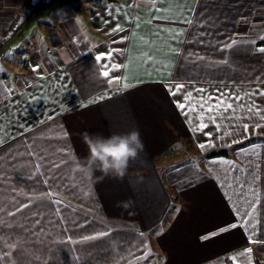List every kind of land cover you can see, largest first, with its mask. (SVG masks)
Returning a JSON list of instances; mask_svg holds the SVG:
<instances>
[{
  "label": "crops",
  "instance_id": "crops-1",
  "mask_svg": "<svg viewBox=\"0 0 264 264\" xmlns=\"http://www.w3.org/2000/svg\"><path fill=\"white\" fill-rule=\"evenodd\" d=\"M28 1L0 0V32ZM56 7L26 37L36 11L27 15L0 50V264H227L226 255L264 264V141L201 158L264 134V0ZM198 88L241 97L232 119L231 110L217 118L219 131L194 132L195 114L177 107ZM37 100L52 101L40 122L29 116ZM133 129L144 151L124 177L75 170L88 155L85 133ZM46 180L56 192L48 198ZM219 208H229L224 219Z\"/></svg>",
  "mask_w": 264,
  "mask_h": 264
},
{
  "label": "clouds",
  "instance_id": "clouds-1",
  "mask_svg": "<svg viewBox=\"0 0 264 264\" xmlns=\"http://www.w3.org/2000/svg\"><path fill=\"white\" fill-rule=\"evenodd\" d=\"M83 139L88 148V155L76 163L75 170L89 176L95 170L102 174V178H122L131 162L144 151V144L137 129L126 133H113L107 137L85 133Z\"/></svg>",
  "mask_w": 264,
  "mask_h": 264
},
{
  "label": "snow or ice",
  "instance_id": "snow-or-ice-1",
  "mask_svg": "<svg viewBox=\"0 0 264 264\" xmlns=\"http://www.w3.org/2000/svg\"><path fill=\"white\" fill-rule=\"evenodd\" d=\"M191 21H189L190 23ZM118 30V29H117ZM237 42L233 40L231 44L226 45V47H232L233 44H236ZM260 52H264V48L258 49ZM109 58H111V54H109ZM95 59L97 61H100L104 59L102 56H96ZM104 67L108 68V65H104ZM111 68H119V65L113 64L110 66ZM35 71V69H34ZM103 76L108 77L110 75L108 70H105L102 73ZM127 78H125V83L123 84L124 88H127L129 85L126 82ZM184 88L183 84H179L176 86L175 91H170V94L175 96L177 93H179ZM195 92L198 93V96H194L192 91H189L183 95L184 102H177V107L182 111V114L188 115L189 113L195 114V119L198 121V124L192 129L194 132L197 130L203 131L204 129L208 128L209 123H212L216 126L217 131H219L220 125L216 123L217 118L219 117L221 120L225 119L224 116L225 113H227L229 110L232 111V116L227 117V119H232L237 111V108L233 106L232 100L239 101L241 97H232L229 95H226L223 92H219L217 95H211L206 94V90L203 88L195 89ZM261 95H264V93H261ZM237 107L242 108V105H238ZM252 106L249 104L247 107V111L249 113L252 112ZM257 113H259V109H257ZM239 119V117H236ZM262 120H264V116L260 117ZM191 120V117L189 118ZM207 120V122H205ZM260 125H257L259 127ZM244 130L247 131V125H244ZM230 133H225V135H229ZM210 136L211 133H208ZM3 141L0 140V143ZM201 148L205 147V145L201 144ZM27 206V205H25ZM250 215V214H249ZM232 227H236L235 224L232 225ZM252 227H255V225H252ZM85 239H91V237H85ZM246 251L251 252V249H247ZM2 250H0V256H2Z\"/></svg>",
  "mask_w": 264,
  "mask_h": 264
},
{
  "label": "rangeland",
  "instance_id": "rangeland-1",
  "mask_svg": "<svg viewBox=\"0 0 264 264\" xmlns=\"http://www.w3.org/2000/svg\"><path fill=\"white\" fill-rule=\"evenodd\" d=\"M69 1H71V0H50V2L49 3H47L46 5H44V4H42L40 7H38V9H36L35 11V13H34V15L28 20V22L26 23V25H25V33H26V37L28 36V34H29V32H31L32 31V29L35 27V26H38V22H39V20H40V18H42L43 17V14L47 11V10H49L50 8H52V7H54V6H57L56 7V9L57 8H59L60 6H64L65 4H67ZM23 4H25V3H23ZM22 4V5H23ZM22 5H21V7H22ZM21 10H22V8H21ZM24 11H26V10H24ZM17 13V15L18 14H20V15H23L24 14V12L23 11H21V12H16ZM32 13V12H31ZM15 14V13H14ZM15 15H13V17H14ZM12 17V18H13ZM11 18V19H12ZM19 18V17H18ZM10 19V20H11ZM25 19V18H24ZM10 20L9 21H7V23H9L10 22ZM23 22V21H22ZM22 24V23H21ZM19 28L20 27H18V29L16 30V32L19 30ZM50 29H54V28H50ZM29 31V32H28ZM28 32V33H27ZM14 35V34H13ZM13 35H11L10 37H9V39L13 36ZM18 37H19V35H18ZM9 39H8V41H9ZM26 39V38H25ZM25 39H24V41H25ZM8 41H7V43H8ZM23 40H20V42H18V44H24L23 46L25 47V48H30L29 46H30V43H29V41H25L24 42ZM7 43H4V44H1L0 45V47H2L3 45H5V44H7ZM40 89H41V87L40 86H32V87H30L28 90H30V93H33V94H35V97L37 96V91H40ZM51 104H52V101L51 100H47L46 102H45V104L44 103H41L40 104V101L39 100H37V104H36V106L33 104V107H32V109L30 110V119L31 120H34V121H39V120H41L44 116H47V114H48V112H49V110H50V108H51ZM51 115H54L53 117L55 118V116H56V111H55V109H53L52 111H51ZM44 120V119H43ZM42 121V120H41ZM40 122V121H39ZM38 123V122H37ZM43 123V122H42ZM42 123H40V124H38L37 126H35L36 125V123L35 124H33V126H35V127H33V128H36V127H38V126H40ZM22 137H24V136H21V137H17L16 139H19V138H22ZM177 143V142H176ZM177 152H178V154H180V153H184V148H185V144H179V143H177ZM190 150V149H189ZM180 157V156H179ZM47 182H50V181H48V180H46V182H45V186H44V190H45V193H46V195H47V198H48V195H50V194H54V193H56L55 192V189H54V186L53 185H51V184H48ZM226 196H228V195H219V198H222L223 200L226 198ZM235 197H237V196H235ZM241 198L239 197V200H240ZM230 200H231V197L229 196V204L231 205V202H230ZM39 201V200H38ZM40 203H42L43 204V202H42V200H40L39 201ZM219 202H220V200H219ZM48 203L49 204H53V205H55L56 204V201L55 200H50V199H48ZM240 203V202H239ZM238 203V204H239ZM238 204H234V205H238ZM229 209V208H228ZM228 209L227 208H223V209H220L219 208V214L221 215V218L222 219H224V217H225V212L226 211H228ZM230 212V211H229ZM53 214H54V212H53ZM41 215L42 216H44V215H46V213H41ZM49 230V234L51 235V232H52V230L53 229H48ZM41 239V238H40Z\"/></svg>",
  "mask_w": 264,
  "mask_h": 264
},
{
  "label": "built area",
  "instance_id": "built-area-1",
  "mask_svg": "<svg viewBox=\"0 0 264 264\" xmlns=\"http://www.w3.org/2000/svg\"><path fill=\"white\" fill-rule=\"evenodd\" d=\"M50 0H30L28 2H26L25 4L22 5V10L24 12L23 15H20L17 13L13 14L15 15L9 23H7L5 25V27L2 29V31L0 32V45L7 43L9 37L13 34L16 33V30L18 29V27L21 26L22 21L24 20V18L29 15L31 12H33L35 9H37L38 7H40L42 4L48 2ZM26 10V11H24ZM20 11V12H21ZM19 17V18H18ZM228 259L227 264H237L236 260H234L231 257H228V255H226Z\"/></svg>",
  "mask_w": 264,
  "mask_h": 264
},
{
  "label": "trees",
  "instance_id": "trees-1",
  "mask_svg": "<svg viewBox=\"0 0 264 264\" xmlns=\"http://www.w3.org/2000/svg\"><path fill=\"white\" fill-rule=\"evenodd\" d=\"M3 46L0 47V50L3 49ZM256 141H264V134L251 136V137H249V138H247L245 140L233 143V144H231L230 146H227V147H221V148H218V149H212V150L208 151L206 154H204L201 158L205 159V158H210V157H213V156H220V155L230 156L234 149H236L238 147H241L243 145L249 144L251 142H256Z\"/></svg>",
  "mask_w": 264,
  "mask_h": 264
}]
</instances>
